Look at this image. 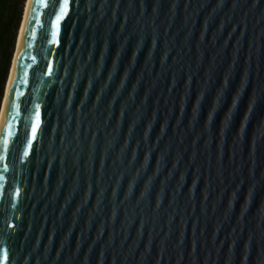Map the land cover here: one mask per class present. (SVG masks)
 <instances>
[{
    "label": "water",
    "instance_id": "95a60500",
    "mask_svg": "<svg viewBox=\"0 0 264 264\" xmlns=\"http://www.w3.org/2000/svg\"><path fill=\"white\" fill-rule=\"evenodd\" d=\"M64 3H23L0 264H264V0Z\"/></svg>",
    "mask_w": 264,
    "mask_h": 264
},
{
    "label": "trees",
    "instance_id": "16d2710c",
    "mask_svg": "<svg viewBox=\"0 0 264 264\" xmlns=\"http://www.w3.org/2000/svg\"><path fill=\"white\" fill-rule=\"evenodd\" d=\"M24 0H0V102Z\"/></svg>",
    "mask_w": 264,
    "mask_h": 264
},
{
    "label": "snow or ice",
    "instance_id": "6c2138e0",
    "mask_svg": "<svg viewBox=\"0 0 264 264\" xmlns=\"http://www.w3.org/2000/svg\"><path fill=\"white\" fill-rule=\"evenodd\" d=\"M67 7H68V0H65L64 7H63V9L61 10V15H63V12H64V10L67 9ZM57 19L59 20L60 17H57ZM33 131H35V129H33Z\"/></svg>",
    "mask_w": 264,
    "mask_h": 264
},
{
    "label": "rangeland",
    "instance_id": "374dc122",
    "mask_svg": "<svg viewBox=\"0 0 264 264\" xmlns=\"http://www.w3.org/2000/svg\"><path fill=\"white\" fill-rule=\"evenodd\" d=\"M24 3V1L22 2V4ZM23 8V5L21 6Z\"/></svg>",
    "mask_w": 264,
    "mask_h": 264
}]
</instances>
